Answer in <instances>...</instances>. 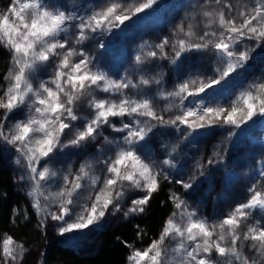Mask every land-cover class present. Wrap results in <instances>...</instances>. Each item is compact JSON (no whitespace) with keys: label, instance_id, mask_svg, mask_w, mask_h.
I'll return each mask as SVG.
<instances>
[{"label":"snow or ice","instance_id":"obj_1","mask_svg":"<svg viewBox=\"0 0 264 264\" xmlns=\"http://www.w3.org/2000/svg\"><path fill=\"white\" fill-rule=\"evenodd\" d=\"M158 3L101 0L68 7L52 0H9L0 10V49L8 55L0 86V145L16 154V179L27 184L40 227L50 218L64 235L99 226L110 213L122 212L125 219L143 215L162 190V179L169 181L179 164L178 143L165 141L162 159L151 154L157 135L175 130L188 140L220 127L231 141L249 126L264 125V77L230 104L216 102L264 46V0H203L170 36L144 41L118 79L100 66L109 51L103 38L142 14L146 18ZM89 41L105 51H89ZM189 53L212 59L213 75L189 74L169 89L157 62L168 61L179 76L192 59ZM45 69L48 75L41 78ZM107 129L116 135H105ZM89 147L94 153L75 170L50 166L65 150ZM224 151L215 146L206 162H194L187 180H175L184 194L169 191L173 211L147 246L122 241L129 250L125 264H264V160L245 201L221 218L200 216L184 198L198 177L208 178L212 166L224 162ZM19 214L13 209L14 217ZM23 215L27 220L26 210ZM136 227L137 239H143V229ZM28 251L8 233L0 238V264H23Z\"/></svg>","mask_w":264,"mask_h":264},{"label":"rangeland","instance_id":"obj_2","mask_svg":"<svg viewBox=\"0 0 264 264\" xmlns=\"http://www.w3.org/2000/svg\"><path fill=\"white\" fill-rule=\"evenodd\" d=\"M52 2L73 7L76 5H92L100 3L101 0H52ZM202 2L203 0H159L158 5L149 10L146 18L142 14L140 20L128 22L126 27L122 26L123 31L114 30L113 34L103 38L109 51L105 56L100 57V66L105 71H108L113 79H118L120 75L124 74L125 69L129 68L132 57L144 41L157 43L163 37L170 36L173 26ZM87 49L94 54L105 51L104 49H97L92 41L87 42ZM187 55L192 57V59L185 62L182 73L179 76L176 72L172 71L175 66L169 64L168 61L157 62L163 68L166 87L169 89L178 80L185 79L189 74L203 73L208 76L213 75L212 68L214 64L212 59H202L196 53H189ZM149 68L154 71L159 70L154 69L152 65H149ZM39 75L41 78H46L48 69L43 70ZM262 77H264V46L256 48L252 53V58L248 62L247 70L242 71L235 80L229 82L225 86V89L217 94L216 102L224 105L230 104L250 83ZM154 92L155 87L152 89V94ZM163 106L164 102L161 101L160 107L162 108ZM256 119L258 120L259 118ZM251 123L249 122L250 125ZM227 131L226 128L215 127L204 130L195 139L189 138L188 140H183L180 133L171 130V135H157L150 145L151 154L162 159L161 153L164 151L162 145L165 141L170 146L179 144L176 153V159L179 161L177 170H171L169 181H163L162 179L161 191L166 196L170 190L184 194V190L180 185L175 183V180H187L193 173V165L196 160L206 162L212 156L217 145L225 150L222 153L225 157L224 162L220 165H213L212 175L208 178L198 177L194 188L184 195L189 205L197 209L200 216L206 217L210 221L221 218L223 214H226L237 203L245 201L248 196L246 189L254 180L259 179L257 172L260 161L264 160V125L256 123L255 126H249L243 135L233 137L231 141H225ZM109 134L116 135L111 133L110 129L105 130V135ZM0 147L4 169L9 175V180L14 191L22 202V208L19 210L20 214L12 217L9 234L18 241L23 242L29 250L23 264H45L41 257L40 238L53 240L55 243L53 245L56 248L67 250L82 258H90L100 245L101 231L105 230V224L113 227L124 223L122 220H126L122 212L116 213L114 216L110 213L99 226L64 235H60L57 231L59 222L52 221L50 218L45 222L46 227H40V217L31 208V202L26 196L28 190L27 184L19 182L16 179L20 174V170L13 163L16 154L13 150L2 145ZM94 151L93 147H89L87 151L76 149L65 150V154H62L57 160L51 162L50 166L63 172L71 165L75 170ZM165 171L169 170L166 169ZM55 187L56 185L53 184L52 188L55 189ZM127 206L128 202H124L123 207L127 208ZM25 210L28 213L27 220L24 219L23 215ZM52 210L55 211V207ZM172 211L173 208L170 203V210L167 216ZM139 216L129 218L137 219ZM36 236L37 238L35 239ZM33 238L35 239L34 241H32ZM145 246L147 245L138 247L142 248Z\"/></svg>","mask_w":264,"mask_h":264},{"label":"trees","instance_id":"obj_3","mask_svg":"<svg viewBox=\"0 0 264 264\" xmlns=\"http://www.w3.org/2000/svg\"><path fill=\"white\" fill-rule=\"evenodd\" d=\"M9 0H0V10L7 6ZM7 54L0 49V86L4 72L7 68ZM163 191L156 193L150 201L146 212L137 219L127 218L122 224L109 227L105 224V230L101 231L100 245L90 258H82L67 250L56 248L51 239L40 238V249L45 264H125L128 249L122 241H127L136 247L147 245L155 238L162 223L170 210V202ZM22 202L14 191L9 180V175L4 169L2 152L0 147V238L4 233H10L12 225L13 209L20 210ZM107 223V222H106ZM137 225L143 229V239H137ZM101 230V229H99ZM37 236L35 237V239ZM33 238L32 241L35 240Z\"/></svg>","mask_w":264,"mask_h":264}]
</instances>
